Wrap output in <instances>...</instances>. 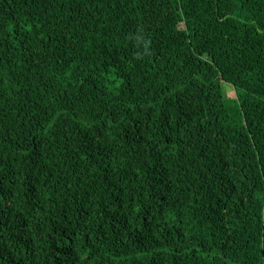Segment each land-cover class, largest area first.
Returning <instances> with one entry per match:
<instances>
[{"label":"trees","instance_id":"obj_1","mask_svg":"<svg viewBox=\"0 0 264 264\" xmlns=\"http://www.w3.org/2000/svg\"><path fill=\"white\" fill-rule=\"evenodd\" d=\"M0 264H264V0H0Z\"/></svg>","mask_w":264,"mask_h":264},{"label":"rangeland","instance_id":"obj_2","mask_svg":"<svg viewBox=\"0 0 264 264\" xmlns=\"http://www.w3.org/2000/svg\"><path fill=\"white\" fill-rule=\"evenodd\" d=\"M224 93L229 96V97H235L236 96V91L235 88L230 85V84H224L223 85Z\"/></svg>","mask_w":264,"mask_h":264}]
</instances>
